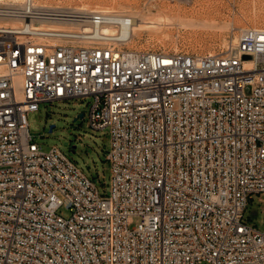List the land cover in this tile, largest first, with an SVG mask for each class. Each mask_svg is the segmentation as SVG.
Returning a JSON list of instances; mask_svg holds the SVG:
<instances>
[{
	"label": "built area",
	"instance_id": "2783aa9c",
	"mask_svg": "<svg viewBox=\"0 0 264 264\" xmlns=\"http://www.w3.org/2000/svg\"><path fill=\"white\" fill-rule=\"evenodd\" d=\"M133 26L0 7V264H264L246 217L264 194V26L207 53L129 47ZM86 96L110 130L109 195L30 130L41 103Z\"/></svg>",
	"mask_w": 264,
	"mask_h": 264
},
{
	"label": "rangeland",
	"instance_id": "374dc122",
	"mask_svg": "<svg viewBox=\"0 0 264 264\" xmlns=\"http://www.w3.org/2000/svg\"><path fill=\"white\" fill-rule=\"evenodd\" d=\"M253 1V2H252ZM52 4L89 8L110 6L132 16L171 18L159 28L141 31L129 47L143 50L221 52L243 27L264 26V0H49ZM38 3V0H37ZM93 96L43 102L29 115L34 140L49 151L58 146L105 195L111 193V147L108 127L88 125ZM84 113L83 117H76ZM53 129L50 130L51 126ZM257 211L255 217L252 215ZM246 217L264 230V194L252 199ZM202 264H208L204 262Z\"/></svg>",
	"mask_w": 264,
	"mask_h": 264
},
{
	"label": "bare ground",
	"instance_id": "6f19581e",
	"mask_svg": "<svg viewBox=\"0 0 264 264\" xmlns=\"http://www.w3.org/2000/svg\"><path fill=\"white\" fill-rule=\"evenodd\" d=\"M23 0H0V7L1 8H7L11 7V5H19L22 3ZM253 2V1H252ZM38 4L40 6H48V7H54V8H60V7H72V6H65L62 4H52L49 2V0H38ZM89 4H84L83 6H80L82 8H88L91 10L96 9H112L110 6H103L100 7L97 6L96 8H89ZM134 26L132 28V39L131 42L134 41L136 36H141V31L148 28H159L164 24L167 20H169L171 17L166 15H160L157 18H145L143 16L134 15Z\"/></svg>",
	"mask_w": 264,
	"mask_h": 264
},
{
	"label": "water",
	"instance_id": "95a60500",
	"mask_svg": "<svg viewBox=\"0 0 264 264\" xmlns=\"http://www.w3.org/2000/svg\"><path fill=\"white\" fill-rule=\"evenodd\" d=\"M246 57H249V56H246ZM83 116H84V113H80V114L76 117V119H77L78 117H83ZM53 127H54V125L51 126L50 130H52Z\"/></svg>",
	"mask_w": 264,
	"mask_h": 264
}]
</instances>
